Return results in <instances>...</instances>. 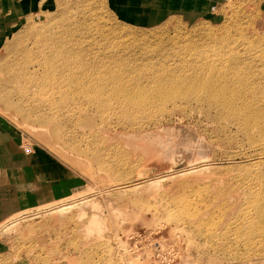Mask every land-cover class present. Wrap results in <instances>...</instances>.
I'll return each instance as SVG.
<instances>
[{
  "label": "rangeland",
  "instance_id": "obj_1",
  "mask_svg": "<svg viewBox=\"0 0 264 264\" xmlns=\"http://www.w3.org/2000/svg\"><path fill=\"white\" fill-rule=\"evenodd\" d=\"M58 2L60 5H56V0H30L32 9L9 29L7 36L12 38L0 47V67L16 61L18 64L12 67L30 79L18 92L13 83L5 84L6 73L1 74L0 93L8 94L10 104L0 101V121L25 152L38 149L48 155L58 170L61 168L63 174L72 177L73 185L62 202L31 207L12 216L8 221L15 219L17 223L12 230L5 232L8 221L0 222V264H264V235L256 230L242 236L234 234L244 230L238 227L240 219L251 222L253 218V206L247 200L252 197L255 183L246 177L248 170L264 178V107L259 117L263 132H249L253 134L250 139L233 119L220 116L210 99L201 95L176 102L182 107L178 110L173 103H167V112L163 113L157 112L154 104L146 105L143 111L157 116L161 128L156 131L160 133L158 137L142 141L138 138L149 137L150 130L140 133V129L153 126L148 114L136 112L132 120L120 126L116 121L122 120L120 111L126 103L105 104L100 110L107 117L103 118L106 128L99 130L104 122L93 113L98 109L96 104L76 87L58 82L60 87L54 88L56 83L39 63L43 50L39 47L43 43L45 51L49 42L45 36H59V42H64L75 41L71 36L79 34L80 43L68 59L83 65L66 66L78 81L97 74L93 68L100 65L104 56L106 60L111 57L115 62L124 59L139 65H132L135 69H151L152 74L163 64L170 72L169 79L154 81L168 86L170 77L185 78L172 82L184 83L179 92L223 73L235 95L248 94L245 89L249 86L258 88L254 93L264 96V81L252 84L264 74V30L253 23L259 0H228L218 21H187L174 16L154 27L122 22L107 0ZM86 17L88 29L80 28L82 33H75V23L82 27L79 21ZM235 38L244 42L239 46L236 39L232 45L243 48L233 51L225 41ZM220 55L224 56V66L218 65ZM120 67L112 70L122 81L133 74L139 76V72H120ZM152 80L138 82L148 86ZM133 81L118 82L123 92H134L137 89L133 90L131 84L138 83ZM257 97L261 100L260 95ZM22 109L30 115L21 114ZM85 113L91 121L85 122L87 125L74 124ZM39 116L44 121L46 117L53 120L38 121ZM55 124L59 126L58 133ZM260 151L263 154L256 155ZM198 165L208 168L166 179L169 187L160 180ZM239 178L245 179L243 186L236 183ZM137 180L140 186L130 185ZM243 187L249 190L244 192ZM179 197L188 202V210L167 218L171 201ZM70 204L76 207L67 209ZM59 205L66 210L51 213ZM78 209L83 213L82 219L75 217ZM91 215L100 216L98 233L87 227ZM104 218L109 231L104 229Z\"/></svg>",
  "mask_w": 264,
  "mask_h": 264
},
{
  "label": "bare ground",
  "instance_id": "obj_2",
  "mask_svg": "<svg viewBox=\"0 0 264 264\" xmlns=\"http://www.w3.org/2000/svg\"><path fill=\"white\" fill-rule=\"evenodd\" d=\"M56 1H57L56 5H60V2H58V0H56ZM88 8L90 9V7H88ZM86 12H89L88 9ZM84 14L85 15H83V16L87 15L86 13H84ZM43 17L45 18V16H43ZM88 19L89 18L86 17L85 20L79 21V23H82L81 24L82 27H80L77 23H75L76 24V28H75L76 30H74V32L81 34L82 33L81 29L87 30L89 26H87V25L85 26V24H87L86 22ZM96 30H98V28ZM68 31H69V33H71V29H68ZM78 36H82V35L78 34L76 36H71V37L75 38V41L68 40V41H64V42H59V36H45L46 39L49 40V42L46 45V50H45L46 53L44 51L45 46H42V45H44L43 43L39 47V49L40 48L43 49L42 53L40 55V58H39V63L41 64V66H43L45 73L49 76V79L52 81V83H56V84H54V88L60 87V84H58V82L65 84V85H61V86L76 87V89L81 94H83L85 97L90 99L92 104H94V105L96 104L98 109L93 113L99 114L101 121L104 122V123H101L102 124L101 127L98 126L99 130L102 128L103 129L106 128L107 121H105V119H103V118H107V117L104 116L103 111L100 110L105 104L110 105L112 103H118V104L126 103V105L124 107H122V111H120V113H122V115H123L122 120L116 121L120 126H124V125H126V123L128 121L132 120V118H134V116H136L135 115L136 112H139L141 110L143 111V107H145L146 105L151 106L150 104H154L156 106L155 108L158 109L157 112L163 113V112H167V108H166L167 103H173L174 104L173 107L175 108V110H178L181 107L180 106L181 104H176V102L180 101V103H182L184 98L200 97V95H201V96H204V97H207L210 99L209 103L210 104L212 103V105L215 106V108H216L215 112H217L220 116H222L223 118H227L229 120L233 119L237 128L240 131H242L245 135H248L249 136L248 138H250V139L253 138L252 137L253 134L251 133V135H250L249 132H252V131L253 132L256 131V133H258V132L262 133L263 132L262 128H260L261 124L259 122V120H260L259 117H260V113H261L260 110H261V108L264 107V100L262 99L264 96H261V92L255 94L254 93L255 91H253V90H258V88L249 89V86L247 89H245V90H247V92H249L248 94L243 92V94H240L238 96H237V94L235 95L233 93V91L229 88L231 86V82H230L228 76L227 75L222 76V75H224L223 73H222V75L217 74L216 76H214L212 81L209 80V82H195V85L190 87L187 91L179 92L178 91L179 89H183L184 83H181V84L179 83V84L173 85L172 82H174L175 80H177V82H182V81H185V78H184V80H182V79L170 77L171 81H170V83H168V86L166 84H162L164 86H161V85L157 84V82L154 81L155 79L159 80V79L164 78V77L169 79L168 74L170 72L168 73V69L163 64H159V66H161V68L156 69L155 72L157 71V73L152 74L153 71L151 69H146V68H144L143 70L135 69V68H139V65L132 64L135 67V68H133V66L129 63H126V60H124V59H120L119 61L115 62L112 60L111 57L106 60V59H104V56H103L99 60L100 65L98 67H96L97 65H95V67L93 68V71H95V73H97V74H92L91 77H89V78L88 77H86L85 79L81 78V79H79V81L76 79H73L74 78L73 75L70 72H68V70L66 69V66L68 67V65H73V64H75L77 66L83 65V62H81V63L78 62V64H77L75 62H71V60L68 59L69 55L72 54L73 48H75L80 43L77 41L79 39ZM62 37L70 38V36H62ZM86 37L91 38V36H86ZM10 38H12V36H7V38L5 40V44L8 43V40ZM239 38H241V37H239ZM239 38H235L232 41L226 40L225 45L227 46L228 49L233 50V51H235L234 49H241L243 47L235 48L232 45L233 43H235V41L237 39L239 41V46H243V45H241L242 40ZM14 42H15V40L8 45H12ZM50 42H51V44H50ZM20 43H21V41H20ZM17 44H19V42ZM235 45H237V44H235ZM22 46H23L22 48H24V45H22ZM237 54H239V53L237 52ZM250 55H251V53L248 51V57H250ZM217 61L219 63L218 65H220V66L225 65L224 56L220 55L218 57ZM16 64H18V62H16V61L6 62L3 66L0 67V69H1L0 70V76L2 73L3 74L6 73L7 79L5 81V84L8 86V85H10L9 83H13L14 87H16V89L19 92V91H23V89L25 88V83L27 81H29L30 79L19 74L12 67V66H15ZM107 65H110V66L113 65V68H114V66L115 67L121 66L122 68L120 67L118 70L120 72H132V73H134V72L138 73L139 72V76H137L136 74H133V75L125 78L124 81H122L121 76L117 77V75L115 74V71L112 70L113 68H107ZM193 65L197 66V63L194 62ZM72 68H74V67H72ZM144 71H147V74ZM50 74H53V75H50ZM134 76H136V78ZM196 78L197 77H195V79ZM131 79L134 81H137V83H138L137 85L131 84V87L134 86L133 90L137 89V91L127 92L128 91L127 90L126 92H123L122 91L123 87L120 85V83L118 81L128 82V80H131ZM138 79L140 81L142 79L144 82L151 80V79H153V80H152V83L147 84L148 86H143L141 83L138 82ZM168 79H167V82H169ZM263 81H264V74L260 75L259 79H256L252 84L257 83V82L263 83ZM19 83H22L23 85H19ZM0 85H1V81H0ZM51 87H52V85H51ZM190 90H191V93L188 94L190 92ZM105 91H110V92H105ZM197 91H199L200 93H195ZM24 93H26V91H24ZM33 95H34L33 97L41 98L40 96H38L36 94H33ZM259 95H260L262 101L261 100L258 101L255 99ZM134 98L138 99L139 101L134 100V102H133L132 100ZM0 101H2L4 104L8 105V104H10V97L5 92L0 93ZM256 107H258V110H255ZM180 109H182V107ZM28 112L25 111L24 109H22L21 114L26 115ZM143 112L148 114V116H146V117L151 118L152 120H149V121H150V123H153V126L151 128H147V129L141 128L139 131L140 133H142L143 130H147V131L150 130V132L148 133L149 137L140 136L138 138L139 140L146 141V140H151L155 136L158 137L160 135V133H156V131L161 128L160 127L161 121H159L157 119V116L154 118L148 112H145V111H143ZM29 115H30V112H29ZM37 120L38 121H44L40 116H39V118H37ZM51 120H53V119L46 117L45 121L47 123V122H50ZM87 121H91V118H90V115L88 113H85V116L80 118L79 120L75 121L74 124L79 123L80 125H87V124H85V122H87ZM133 124H135V123L133 122ZM235 124H233V125H235ZM55 126H56L55 132L58 133L59 126H57L56 124H55ZM89 127L92 128V126H89ZM262 135H264V134L262 133ZM261 154H263V151H260L256 155H261ZM172 158L173 157L171 156V159ZM172 162H173V160H172ZM206 168H208V167L205 165H198V166L186 169L185 171H187V172L180 171V172H177L174 174L172 173L171 175H168L165 179H160V180H162V182L165 183V181H167L168 179L171 180L173 178L182 177L183 175L187 174L190 171L193 173V172H196L197 170L198 171H202L204 169L206 170ZM85 173H86V171L84 172V174ZM89 176H90V173H89ZM246 177L249 178L253 183H255V189L251 192L252 197L248 198V200H247V202L251 203L253 206L252 207L253 208V212H252L253 218H252L251 222H245V221H242L240 219L238 227H239V229L241 228L244 230H242L241 232H239V231L236 232L235 228H234L233 229L235 231L234 234L237 236H242V235L246 234L247 232H249L250 230H256L257 233L260 232L264 235V178L258 172L255 173L251 170H248ZM137 178H139V177H137ZM244 180H245L244 178L236 179V183L241 184L243 186ZM138 183H139V181L137 180V182H135L134 184H130V185L136 186V185H139ZM164 185H166V183ZM139 186H138V188L136 187L137 190L139 189ZM166 186H168V184ZM243 190L245 192L249 189L243 187ZM57 195H59V193ZM63 199H64L63 196H58L55 201L58 202V201H61ZM94 199H95V197H94ZM87 202H89V201L86 200V203ZM247 202L244 203V207L248 206ZM135 203L133 202V204H135ZM171 203H173V206L168 210L169 213H168V211L166 212V213H168V216L166 214L167 218L173 219L176 217L178 212H180L182 210H188V208H189L188 202L185 201L183 197L173 199L171 201ZM76 204H70L67 209L76 207ZM146 204H148V202ZM64 210H66V208L61 207V205H59L56 208L52 209L51 213L60 214ZM80 210L79 209L77 210L78 213H76V215H75L76 219H80L82 214H83L82 211L79 212ZM84 210H86V209H84ZM92 210L95 212L94 209H92ZM243 211H244V209L240 210V212H243ZM247 211L249 212V209H247ZM48 213H49V211H48ZM98 214H99V212H98ZM13 216H15V215H13ZM100 216H101V213H100ZM100 216H97V215L92 216L91 215V218L89 219V223H88V221H86L88 223V225H87V227H89L88 229L96 230L97 233L101 231L100 225H99V223H100L99 217ZM11 217L5 219V221H8ZM102 217H103V214H102ZM105 218H106V216H105ZM105 218H104V220L106 221ZM14 222H15V219L8 221V223L5 226V232H6V230L9 231V230H12L14 228V226L17 224ZM83 223H81V226H84L87 224V223L86 224H83ZM104 225H106V226H104L105 227L104 229L106 230V228H107V231H109L110 228H109V224L107 221ZM81 226H80V228H83ZM85 228H86V226H85ZM102 232H103V230H102ZM104 232H103V234H105ZM260 233H258V234H260ZM97 236H95L94 238H96ZM100 236H101V234H100ZM103 237H104V239H107V238H105V236H103ZM108 237H109V235H108ZM263 238H264V236H263ZM108 240L110 241V238ZM109 243H111V242H109Z\"/></svg>",
  "mask_w": 264,
  "mask_h": 264
},
{
  "label": "crops",
  "instance_id": "obj_3",
  "mask_svg": "<svg viewBox=\"0 0 264 264\" xmlns=\"http://www.w3.org/2000/svg\"><path fill=\"white\" fill-rule=\"evenodd\" d=\"M0 0V47L9 29L32 9L30 0ZM228 0H107L122 22L154 27L170 17L187 21H218ZM253 23L264 30V0L254 9ZM0 121V222L29 209L67 196L72 177L63 174L54 160L38 149L25 152ZM59 193V195H57Z\"/></svg>",
  "mask_w": 264,
  "mask_h": 264
}]
</instances>
